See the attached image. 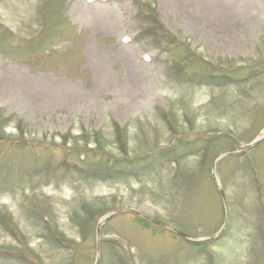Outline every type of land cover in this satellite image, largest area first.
<instances>
[{"label": "rangeland", "instance_id": "374dc122", "mask_svg": "<svg viewBox=\"0 0 264 264\" xmlns=\"http://www.w3.org/2000/svg\"><path fill=\"white\" fill-rule=\"evenodd\" d=\"M207 2L0 0V83L37 86L0 84V264H264V140L212 179L264 135V0ZM226 209L205 247L116 211L206 239Z\"/></svg>", "mask_w": 264, "mask_h": 264}, {"label": "bare ground", "instance_id": "6f19581e", "mask_svg": "<svg viewBox=\"0 0 264 264\" xmlns=\"http://www.w3.org/2000/svg\"><path fill=\"white\" fill-rule=\"evenodd\" d=\"M245 6H247L245 0H208L207 9L212 17L211 24L213 28L219 31L220 29L223 30L224 28H229L236 25L240 19H243L245 14L248 13V8L246 9ZM91 17L99 18L98 14L95 13H92ZM103 76L104 78L108 79L109 74L103 72ZM1 80V83L8 90H28L29 95H32L33 92H36L34 89L37 87L36 85V87H33L32 84L31 87L29 82L26 83L25 81L18 80L13 73H3Z\"/></svg>", "mask_w": 264, "mask_h": 264}, {"label": "water", "instance_id": "95a60500", "mask_svg": "<svg viewBox=\"0 0 264 264\" xmlns=\"http://www.w3.org/2000/svg\"><path fill=\"white\" fill-rule=\"evenodd\" d=\"M262 139H263V138H262ZM262 139H258V140H256V141H254V142H253L252 144H250L249 146H246V148H251V147L257 145ZM221 192H222V191H221ZM222 194H223V192H222ZM218 235H219V234L213 236L212 239L215 238V237H217Z\"/></svg>", "mask_w": 264, "mask_h": 264}]
</instances>
